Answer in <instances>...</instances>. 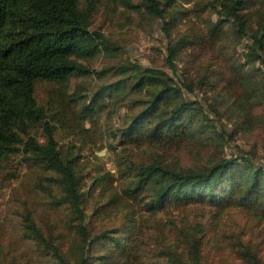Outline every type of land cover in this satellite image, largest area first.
<instances>
[{
	"label": "trees",
	"instance_id": "16d2710c",
	"mask_svg": "<svg viewBox=\"0 0 264 264\" xmlns=\"http://www.w3.org/2000/svg\"><path fill=\"white\" fill-rule=\"evenodd\" d=\"M101 1L161 20L168 35L176 19L190 13L179 8L187 0H0V169L18 157L22 164L39 166L43 178L37 185L50 205L67 212L74 236L73 248L65 250L60 238L47 235L36 217L25 212L21 237L31 249L24 261L31 264L39 252L48 256L49 264H210L205 255L210 226L179 221L172 211L202 207L218 216L238 207L264 219V164L249 155L216 156L199 168L170 162L158 153L148 160L124 157L118 161L122 194L115 192L104 208L124 207L125 220L112 229L89 228L88 219L95 215H88L87 174L75 144L62 150L53 116L37 100L38 82L98 81L87 93L78 89L73 94L78 118L98 121L105 113L110 120L127 107L113 133L124 146H175L187 139L211 145L215 137L224 138L203 103L187 96L195 93L194 83L177 80L182 51L196 43L191 34L170 39L167 64L173 76L131 60H113L96 70L83 64L101 55L117 57L118 47L91 30ZM255 1L212 0L208 7L217 20L209 21L208 30L217 41L225 31L244 44V61L234 63L233 80L245 88V101L260 105L264 0L263 9L257 8L256 29L247 11ZM102 207L94 211L101 215Z\"/></svg>",
	"mask_w": 264,
	"mask_h": 264
},
{
	"label": "rangeland",
	"instance_id": "374dc122",
	"mask_svg": "<svg viewBox=\"0 0 264 264\" xmlns=\"http://www.w3.org/2000/svg\"><path fill=\"white\" fill-rule=\"evenodd\" d=\"M181 2L179 8L188 9L190 13L188 17L176 19V26L168 35L161 20L149 19L148 16L101 1L93 13L91 30L104 34L118 47L114 49L117 57L109 59L101 55L83 61V64L96 70L113 60L114 63L131 60L143 66L163 69L173 76L167 64L170 39L191 34L196 43L182 51L177 80L194 83L195 93L187 96L203 103L210 118L216 119V130L224 138L215 137L211 145L187 139L175 146H150L147 143L124 146L114 138L113 133L123 115L129 111L127 107H122L110 120L105 113L98 121L78 118L73 94L78 89L87 93L98 81L87 77L72 78L68 85L46 82L36 85L37 100L53 116L52 123L56 125V138L62 150L75 144L74 150L79 152L81 167L87 174L88 189L91 188L88 192L91 196L88 215L95 216L88 220L92 230L112 229L125 220L124 207L110 211L104 206L115 192L122 194L124 183L118 161L129 155L148 160L151 153H158L170 162H181L193 168L210 164L216 156L230 157L234 154L249 155L264 164V103L249 104L244 100L245 88L233 80L234 63L244 61V44L236 42L225 31L222 41L211 37L209 21L217 20L208 7L212 0ZM257 8L263 9L260 0L247 10L250 24L255 29L260 13ZM35 131L38 132L37 129ZM37 134L40 136V133ZM20 162L18 157L0 169V259L3 264H29L24 261L23 255H27L31 247L21 237L22 214L25 212L36 217L47 235L60 238L57 241L64 245L65 250H71L74 245V236L67 227V212L50 205L37 185L43 178L42 169L35 164ZM100 206H103L102 210H98L101 215L94 211ZM172 213L179 221H189L187 224L203 222L210 226L205 247L206 261L210 264H264V219L260 216L238 207L223 211L218 216L212 215L211 210L192 206ZM31 264H49V258L38 252Z\"/></svg>",
	"mask_w": 264,
	"mask_h": 264
}]
</instances>
